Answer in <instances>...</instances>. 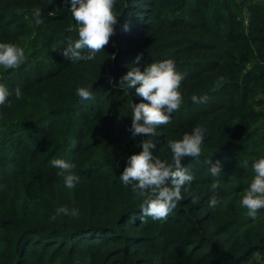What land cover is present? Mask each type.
Segmentation results:
<instances>
[{"label": "trees", "instance_id": "1", "mask_svg": "<svg viewBox=\"0 0 264 264\" xmlns=\"http://www.w3.org/2000/svg\"><path fill=\"white\" fill-rule=\"evenodd\" d=\"M69 7L0 0V43L26 56L16 69L0 67L10 93L0 106V264H264V209L253 220L240 205L264 158V0H116L114 35L87 62L61 55L78 39ZM168 59L186 74L182 104L155 136L133 137L131 105L147 101L116 83ZM80 87L93 99L81 101ZM195 127L204 142L200 157L181 162L194 177L182 200L166 219L143 216L119 180L127 158L152 139L153 155L171 162L168 142ZM53 159L74 165L79 183L64 187ZM216 161L220 177L208 172ZM59 207L79 215L50 219Z\"/></svg>", "mask_w": 264, "mask_h": 264}, {"label": "clouds", "instance_id": "2", "mask_svg": "<svg viewBox=\"0 0 264 264\" xmlns=\"http://www.w3.org/2000/svg\"><path fill=\"white\" fill-rule=\"evenodd\" d=\"M70 4L68 10L77 26L78 39L69 42L61 55L72 62L92 61L96 55L103 52L109 44L110 37L114 35V25L117 24V15L114 12L116 0H66ZM43 10L36 8L31 14L35 27L45 24ZM49 16L54 13L49 12ZM128 30V25H124ZM115 58L114 56L112 57ZM26 59L25 50L11 43H0V67L4 69H16ZM140 56L136 61L139 62ZM184 73L176 71L175 62L171 59L152 63L144 67L132 68L123 75L116 84L121 88L133 89L135 95L147 103H132L131 126L128 129L133 137L140 135H156V129L160 125L171 122V114L179 110L182 104V96L178 91L181 82L185 78ZM10 93L0 84V106H3ZM76 96L81 101L93 99V92L88 87H80L76 90ZM15 97L21 99L22 92L15 89ZM193 103H206L208 97H191ZM205 130L195 127L191 133H185L180 140L169 141L168 148L171 152V162L153 155L156 142L152 139H144L139 147L141 151L127 158L126 166L119 176V180L125 187L142 200L140 211L143 216L153 220L166 219L182 200L181 190L190 185L194 177L186 167L181 166L185 158H198L201 155V145L204 142ZM53 167L58 169L57 175L63 178L64 187L71 189L80 178L72 171L74 165L62 159H53ZM247 162H245V165ZM254 178L245 190L240 205L247 209V215L253 220L257 218L259 210L264 209V158L252 164ZM208 172L212 177H220L221 164L216 161L210 164ZM219 188L218 182L210 185V190ZM219 201L213 197L209 207L215 208ZM59 215L77 217L79 209L69 210L67 207H59L50 219L55 220Z\"/></svg>", "mask_w": 264, "mask_h": 264}]
</instances>
